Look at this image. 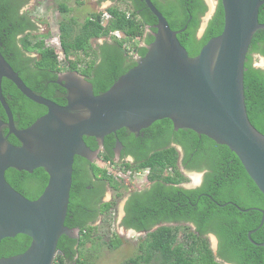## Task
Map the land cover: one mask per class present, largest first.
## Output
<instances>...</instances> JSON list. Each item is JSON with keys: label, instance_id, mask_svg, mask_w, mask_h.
Wrapping results in <instances>:
<instances>
[{"label": "trees", "instance_id": "1", "mask_svg": "<svg viewBox=\"0 0 264 264\" xmlns=\"http://www.w3.org/2000/svg\"><path fill=\"white\" fill-rule=\"evenodd\" d=\"M110 1L123 2L126 6L120 8L113 3L104 10L90 12L81 23L68 15L70 9L65 2H58L59 42L64 54L61 61L58 52L45 44L48 34L38 33L37 21L28 11H23L28 0H0V52L29 88L56 103H66V89L56 82L59 72L64 70H76L84 75L92 84L94 94L104 92L136 64L134 54L146 53L157 23L144 0ZM151 1L170 28L177 31V39L191 57L198 54L209 38L222 31L220 0L201 37H197V31L201 16L207 10L204 0ZM104 11L111 15L105 23L102 22ZM258 21L264 23V4L259 7ZM115 30L123 32L126 38L110 35ZM100 37L105 40L92 46L91 40ZM33 52L38 56H32ZM255 53L264 57V29L253 34L243 77L248 118L264 134V69L253 66ZM79 54L88 59L82 60ZM1 89L17 128L30 125L46 112L43 105L23 95L9 79L2 78ZM0 118L6 120L1 104ZM6 133L7 128L3 131ZM115 138L125 147L122 154L134 157L133 162L119 163L136 170L149 168L148 185L130 191L123 206L120 224L146 232L140 243L141 253L124 264H264V246L254 243L264 242V218L260 225L264 195L226 145L188 128L175 129L169 118L154 121L138 134L120 128L105 135L104 150L95 162L74 157L64 225L78 228L79 233L77 237L60 236L57 243L60 253L52 264H87L82 245L93 240L98 215L105 216L115 205L112 198L100 205L99 212L97 205L106 186L113 189L116 197L123 193L121 182L107 173L110 168L107 161L113 162ZM83 139L90 149L98 147L95 137L83 136ZM7 140L20 144L12 134ZM203 170L198 186L183 185L190 180L189 172ZM5 178L25 197L35 199L43 191L48 176L42 167L32 172L8 168ZM184 228L188 243H173L178 230ZM207 232H213L218 238L217 255L210 248ZM114 234L115 238L108 242L111 248L121 242ZM29 243L30 238L24 234L5 237L0 241V257L21 253Z\"/></svg>", "mask_w": 264, "mask_h": 264}, {"label": "water", "instance_id": "2", "mask_svg": "<svg viewBox=\"0 0 264 264\" xmlns=\"http://www.w3.org/2000/svg\"><path fill=\"white\" fill-rule=\"evenodd\" d=\"M144 2L157 19L154 39L143 56H135L136 64L99 94H94L84 75L64 70L56 82L66 89V103H56L29 88L0 52V104L6 115V120L0 118V241L17 234L30 238L23 252L0 257V264H52L60 253V236H78V228L64 225L74 157L94 159L98 153L83 136H93L102 145L105 135L120 128L138 134L154 121L169 118L175 129L188 128L226 145L264 195V134L248 118L243 88L249 45L254 32L264 29L258 21L264 0H220L222 31L193 57L152 1ZM209 9L197 37L213 12ZM2 78L46 112L17 128L2 94ZM9 134L20 144L9 142ZM38 167L48 178L35 199L25 197L5 178L8 168L32 172ZM254 243L264 246V242Z\"/></svg>", "mask_w": 264, "mask_h": 264}, {"label": "rangeland", "instance_id": "3", "mask_svg": "<svg viewBox=\"0 0 264 264\" xmlns=\"http://www.w3.org/2000/svg\"><path fill=\"white\" fill-rule=\"evenodd\" d=\"M60 1L66 3L70 9L68 15L73 16L78 23H81L90 12L104 10L115 2H111L110 0H28L27 4L23 7V11H28L37 21L38 33L48 34L44 39L45 44L52 46L58 52V59L62 61L64 54L60 47L58 28L61 14L57 7ZM217 2V0H207L208 9L204 16L207 15L210 7L214 11ZM115 4L120 8L126 6L123 2L118 1ZM104 40L102 37L94 38L91 40V44L95 46ZM30 54L32 56H38L36 52ZM73 57L76 58L75 55ZM79 57L82 60L88 59L84 58L82 54H79ZM252 64L254 67H264V57L260 54H253ZM188 175L190 176V180L183 182V185L189 188L194 187L192 183L198 180L200 172L193 171L192 173H188ZM120 182L124 190L123 193L116 197L112 189L106 191L105 200L110 201L114 198L115 205L109 213L102 216L103 219L101 222H96L98 225H96V229L92 232L93 240L87 241L82 245L83 255L87 258V264H124L126 260L141 253L140 243L143 241L145 233L135 232L131 228H125L120 224V221L123 214V204L129 192L146 187L148 181L141 174L130 177L125 176L124 181ZM186 232L187 229L185 228L179 229L176 238L173 239V243H188ZM114 233L118 235L121 242L117 247L111 248L108 242L115 238ZM211 241L212 243L214 242L213 236H211Z\"/></svg>", "mask_w": 264, "mask_h": 264}, {"label": "flooded vegetation", "instance_id": "4", "mask_svg": "<svg viewBox=\"0 0 264 264\" xmlns=\"http://www.w3.org/2000/svg\"><path fill=\"white\" fill-rule=\"evenodd\" d=\"M204 2H205V4L207 5L206 0H204ZM215 8H216V7H215ZM207 9H208V5H207ZM214 10H215V9H214ZM206 12H207V10H206V11L204 12V14L201 16V20H202L203 16L206 14ZM213 13H214V11H213ZM213 13L211 14V16L213 15ZM211 16L208 18V20L211 18ZM207 22H208V21H207ZM260 68L264 69V67H260ZM59 78H60V73L58 74V78H57V80H59ZM4 129H5V127L3 128V131H4ZM6 134H7V133H6ZM6 134H5V135H6ZM9 135H10V134H9ZM9 135H8V136H9ZM8 136H7V137H8ZM117 141H118V142H117ZM97 143H98V147H97L96 149H91L92 151H96V152H97V150H98V153H96V157H95V155H94V159L91 157V158L93 159L92 161H91V158H89V157H84V156H83V158L87 159V160L90 161V162H95V160H97V158L100 156V154H101V153L103 152V150H104V149H103V148H104V138H103V140H102V145L99 144L98 141H97ZM112 149H113V152H114V154H113V160H114V161L120 162V161L124 160V161L133 162L134 157H133L131 154H122L123 149H125V147L123 146L122 142H121L118 138H115V139H114V144H113V146H112ZM180 150H181V149H180ZM33 170H34V169H33ZM189 173H192V171L189 172ZM204 173H205V170L201 171L198 180L195 181V183H192V184H194V185H193L194 187H195V186H198V185L202 182V179H203ZM108 189H112V188H111L109 185L106 186V190L104 191L103 195L101 196L100 203L97 205L98 208H99V212L101 211V207H100V205L103 204L104 202L108 201V200H105L106 191H107ZM112 190H113V189H112ZM95 191H96V189H95ZM98 194H99V189H98V191L96 192V195H98ZM128 196H129V194L127 195V197H128ZM127 197H126V199H127ZM126 199H125V201H126ZM124 203H125V202H124ZM123 215H124V214H123ZM98 218H99V222H101V220L103 219L101 213L98 215ZM132 231H135V232H144V233L146 234L145 231H137V230H135V229H133ZM144 236H145V235H144ZM211 236H213V238H214V242H213L214 245H213V243H212V241H211ZM206 237H207V239H208V241H209V245H210V248L212 249L213 254L217 255V251H218V249H219L218 238L216 237V235H215L213 232H207ZM216 259H217V260H220L219 258H216ZM225 264H233V263L225 262Z\"/></svg>", "mask_w": 264, "mask_h": 264}, {"label": "built area", "instance_id": "5", "mask_svg": "<svg viewBox=\"0 0 264 264\" xmlns=\"http://www.w3.org/2000/svg\"><path fill=\"white\" fill-rule=\"evenodd\" d=\"M127 14L129 15V12H127ZM110 17H111V15L107 11H104V13L102 15V22L105 23ZM110 35L117 37L119 39H125L126 38L124 33L119 31V30L112 31L110 33ZM107 164L110 166L107 173L110 174L117 181H124L125 176L130 177V176H137V175H141V174L145 179H148V174H149V168L148 167L141 168L139 170L133 169L134 170L133 171L132 168H128V167H126L125 164L119 163V162L114 161V160H113V162L108 160Z\"/></svg>", "mask_w": 264, "mask_h": 264}, {"label": "bare ground", "instance_id": "6", "mask_svg": "<svg viewBox=\"0 0 264 264\" xmlns=\"http://www.w3.org/2000/svg\"><path fill=\"white\" fill-rule=\"evenodd\" d=\"M62 63H63V62H62ZM62 63H61V64H62ZM61 64H60V65H61ZM63 67H64V66H63ZM170 168H171V167H170Z\"/></svg>", "mask_w": 264, "mask_h": 264}]
</instances>
